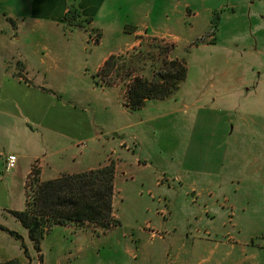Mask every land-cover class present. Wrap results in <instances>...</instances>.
<instances>
[{
    "label": "crops",
    "instance_id": "obj_1",
    "mask_svg": "<svg viewBox=\"0 0 264 264\" xmlns=\"http://www.w3.org/2000/svg\"><path fill=\"white\" fill-rule=\"evenodd\" d=\"M229 1L234 8L230 15L244 12L250 19L249 32L255 27L254 31L264 33V0ZM187 8L196 12L195 18L200 17L202 0H0V225L6 229H0V264H54L66 257L67 249H60L53 261L46 253L48 241L62 242V234L55 235L57 227L46 234L38 251L28 230L12 214L8 216L25 209L26 182L38 160L43 181L102 168L107 166L105 152L115 143L120 153L119 146L126 142L124 131L132 130L138 138L135 155L121 156L130 160L128 164L132 160L142 163L138 183L150 186L156 170L186 179L202 180V171L218 175L224 160L237 159L229 152L233 141L229 136L264 135L263 44L206 45L218 46L220 51L216 61L222 63L210 66L220 70L216 81L203 88L202 70L194 83L188 67L187 79L176 96L149 100L134 116L125 106L111 117L130 121L125 126L116 127L107 120V108L95 103L89 89L83 90L90 85L89 79L96 82L94 76L112 55L127 54V50H111L108 39L115 38V48L121 47L126 44V27L138 30L145 23L153 24L149 31L157 29L152 37L167 39L160 32H169L174 27L170 24L179 23ZM72 10L97 25L106 40L89 56L85 35L66 30ZM137 30L133 34L142 35ZM198 48L202 46L193 47ZM13 61L24 64V77L16 75ZM88 69L93 70L89 78ZM121 130L119 136L110 138ZM10 155L18 159L16 167L7 172ZM67 228L73 237H89V231Z\"/></svg>",
    "mask_w": 264,
    "mask_h": 264
},
{
    "label": "rangeland",
    "instance_id": "obj_2",
    "mask_svg": "<svg viewBox=\"0 0 264 264\" xmlns=\"http://www.w3.org/2000/svg\"><path fill=\"white\" fill-rule=\"evenodd\" d=\"M218 1L202 0V15L198 18H195L194 10L187 8L179 23L170 24L174 27L169 32H160L159 35H165L167 39L152 37L150 34H157V29L149 31L148 27L153 25L150 23L139 24L138 30L135 26H127L126 44L116 48L115 38L106 41L102 30L91 20L82 19L77 10L70 12L66 30H77L85 35V54L89 56L93 48L105 41L110 47L112 44L111 50L121 49V52L127 50L129 53L124 58L126 66L120 71L122 75L116 70L111 72L110 80L115 81V85L96 84L89 79L90 85L83 87L94 94L96 104L107 108V120L113 121L111 117L125 110V106L132 116L138 112L127 105L126 84L131 74V78L139 74L151 77L163 62L178 59L186 61L194 83L202 70L204 88L216 81L220 71L210 68L220 55L218 46L206 45L219 43L224 46L233 41L241 45L244 41L254 46L264 45V33L254 31L255 27L252 31L255 35L249 32V16L242 11L230 15L234 12L232 3ZM222 18H226L223 23ZM136 30L142 35L135 36L133 32ZM158 44L169 51L154 57L151 52H159L155 49ZM199 46L202 48L193 49ZM220 61L217 63H222ZM12 64L16 75L24 77V64L17 61ZM94 69L97 70V66ZM92 72L86 71L87 78ZM113 122L116 127L130 123L124 120ZM122 131L111 133L110 138L119 136ZM124 132L126 142L119 146L120 153L116 152L118 147L114 143L104 154L105 164L113 163L116 167L114 214L120 225L109 229L96 226L86 229L74 225L53 227L49 233L57 227L55 235L62 234V242L48 241L46 253L50 255V261L60 249H67L66 257L54 264H264V135L229 136L233 140L229 142V152L237 159L224 160L220 168L223 172L218 175L202 171V180L186 179L180 174L156 170L154 183L141 186L137 170L142 163L132 160L128 164L130 160L121 156L135 155L138 138L132 130ZM82 144L84 142L78 144L79 150L84 148ZM40 164L38 160L34 171L40 170ZM8 216H12L11 213ZM67 226L76 231H89V237H73ZM22 247L25 250V246Z\"/></svg>",
    "mask_w": 264,
    "mask_h": 264
},
{
    "label": "trees",
    "instance_id": "obj_3",
    "mask_svg": "<svg viewBox=\"0 0 264 264\" xmlns=\"http://www.w3.org/2000/svg\"><path fill=\"white\" fill-rule=\"evenodd\" d=\"M155 49L159 52H151L154 57L169 51V48L163 49L159 44L155 45ZM127 54L112 55L94 76L96 84L105 82L109 86L115 85V81L110 80L111 72L116 70L119 73L126 66L124 58ZM131 76L126 84L127 105L137 111L149 100H165L173 96L187 79L188 65L186 61L176 59L163 62L151 76L153 78L140 74ZM115 180L116 167L113 163L83 173L64 174L49 181H43L41 171L33 169L26 182L25 209L10 213L28 230L36 250L41 251L42 240L58 225L86 229L119 226L120 221L114 215ZM0 229L6 230L1 225ZM9 232L19 237L15 232Z\"/></svg>",
    "mask_w": 264,
    "mask_h": 264
},
{
    "label": "built area",
    "instance_id": "obj_4",
    "mask_svg": "<svg viewBox=\"0 0 264 264\" xmlns=\"http://www.w3.org/2000/svg\"><path fill=\"white\" fill-rule=\"evenodd\" d=\"M17 156L16 155H10L7 158L6 162V171L11 172L15 167H16V162H17ZM33 169H36V165L34 164Z\"/></svg>",
    "mask_w": 264,
    "mask_h": 264
}]
</instances>
